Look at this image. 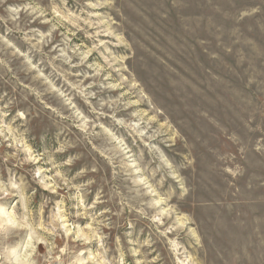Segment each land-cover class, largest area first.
I'll return each mask as SVG.
<instances>
[{"label": "rangeland", "instance_id": "1", "mask_svg": "<svg viewBox=\"0 0 264 264\" xmlns=\"http://www.w3.org/2000/svg\"><path fill=\"white\" fill-rule=\"evenodd\" d=\"M0 264H264V0H0Z\"/></svg>", "mask_w": 264, "mask_h": 264}]
</instances>
